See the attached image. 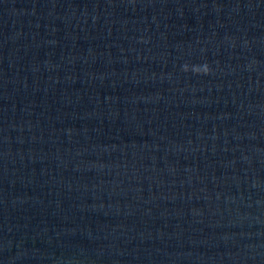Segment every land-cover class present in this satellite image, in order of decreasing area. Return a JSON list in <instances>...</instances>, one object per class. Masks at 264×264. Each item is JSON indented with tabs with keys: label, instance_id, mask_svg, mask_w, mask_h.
Wrapping results in <instances>:
<instances>
[{
	"label": "water",
	"instance_id": "1",
	"mask_svg": "<svg viewBox=\"0 0 264 264\" xmlns=\"http://www.w3.org/2000/svg\"><path fill=\"white\" fill-rule=\"evenodd\" d=\"M0 264H264V0H0Z\"/></svg>",
	"mask_w": 264,
	"mask_h": 264
}]
</instances>
